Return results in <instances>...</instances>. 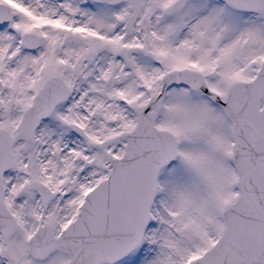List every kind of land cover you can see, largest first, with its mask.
<instances>
[{
    "label": "snow or ice",
    "instance_id": "6c2138e0",
    "mask_svg": "<svg viewBox=\"0 0 264 264\" xmlns=\"http://www.w3.org/2000/svg\"><path fill=\"white\" fill-rule=\"evenodd\" d=\"M0 264H264V0H0Z\"/></svg>",
    "mask_w": 264,
    "mask_h": 264
}]
</instances>
